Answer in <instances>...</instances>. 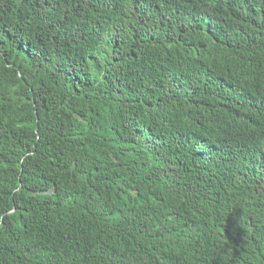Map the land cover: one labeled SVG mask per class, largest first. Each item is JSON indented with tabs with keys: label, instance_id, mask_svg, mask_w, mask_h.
I'll list each match as a JSON object with an SVG mask.
<instances>
[{
	"label": "trees",
	"instance_id": "16d2710c",
	"mask_svg": "<svg viewBox=\"0 0 264 264\" xmlns=\"http://www.w3.org/2000/svg\"><path fill=\"white\" fill-rule=\"evenodd\" d=\"M0 264H264V0H0Z\"/></svg>",
	"mask_w": 264,
	"mask_h": 264
}]
</instances>
